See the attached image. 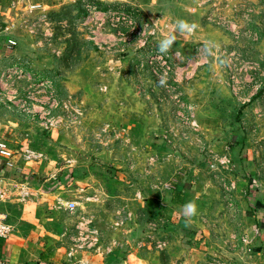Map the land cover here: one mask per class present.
<instances>
[{"label": "rangeland", "instance_id": "obj_1", "mask_svg": "<svg viewBox=\"0 0 264 264\" xmlns=\"http://www.w3.org/2000/svg\"><path fill=\"white\" fill-rule=\"evenodd\" d=\"M6 5L0 139L43 167L30 177L47 211L78 208L63 229L47 224L64 254L78 234L122 229L127 264H264V0ZM179 20L197 27L182 33ZM103 190L126 199L87 200ZM27 231L54 257L55 237Z\"/></svg>", "mask_w": 264, "mask_h": 264}, {"label": "crops", "instance_id": "obj_2", "mask_svg": "<svg viewBox=\"0 0 264 264\" xmlns=\"http://www.w3.org/2000/svg\"><path fill=\"white\" fill-rule=\"evenodd\" d=\"M14 1L0 0V23L4 24L0 31V52L2 46L13 40V36L9 32L10 27L7 25L9 19L5 11H8L6 2ZM5 142L8 148L12 147L11 140L6 138ZM12 152L14 154L13 168L6 165V161L0 158V187L9 192L7 201L0 204V211L8 215L13 226V234L8 240L0 238V264H127V261L120 256V250L130 249L132 246V243L126 242L127 231L121 232L122 229H117L119 236H112L110 230H106L107 224L102 226L106 231L100 236L95 233L88 235L87 239H84L80 234L75 236L73 239L79 241L78 245L75 243L71 245L72 248L75 247V251L71 255H65L64 250L69 246L65 247L64 245V232H61V235L49 232L47 224H55L63 229L64 218L75 215L78 208L75 207L74 210H71L70 203L74 202L70 201L52 212L47 211V206L50 204L46 200L50 197L40 194L42 190L35 183L39 184L38 181L34 182L30 177V173L39 177L43 173V167L40 164L29 165L28 162L21 159L16 160L15 153ZM72 163V171L77 177L79 188L83 182H86L80 177V171L84 167L80 164L79 156L73 158ZM88 185L90 187V183ZM115 197L126 199L122 193L112 195L110 191L103 190L89 196L87 200L94 203L108 201ZM98 212L108 215L107 210L103 208L98 209ZM27 227L37 228L41 236L49 234L55 237V240L48 239L47 241V247L54 245V253L51 252L54 257H48L47 254H43L42 250L33 251L32 236H30L33 234L27 231Z\"/></svg>", "mask_w": 264, "mask_h": 264}, {"label": "built area", "instance_id": "obj_3", "mask_svg": "<svg viewBox=\"0 0 264 264\" xmlns=\"http://www.w3.org/2000/svg\"><path fill=\"white\" fill-rule=\"evenodd\" d=\"M16 5V3H14ZM9 44L15 45V42L10 40ZM0 158L6 161V165L13 168L14 167V154L9 150L7 143L0 139ZM9 197V192L0 187V204L7 201ZM76 207L75 203H70V209L74 210ZM13 234V226L7 214L0 211V238L8 240Z\"/></svg>", "mask_w": 264, "mask_h": 264}, {"label": "clouds", "instance_id": "obj_4", "mask_svg": "<svg viewBox=\"0 0 264 264\" xmlns=\"http://www.w3.org/2000/svg\"><path fill=\"white\" fill-rule=\"evenodd\" d=\"M177 26L179 28V30L183 33V32H186V33H191L193 32L197 25L195 23H189L185 20H179L177 21ZM176 40V36L173 35V34H169L167 36H165L162 40H160L159 42V50L164 53V52H167L171 46L173 45V43L175 42ZM208 47H210L211 45H206ZM163 82V81H162ZM183 211H184V214L191 218L192 216L196 215L197 214V206L195 204V202L193 201H189L187 202L184 206H183Z\"/></svg>", "mask_w": 264, "mask_h": 264}, {"label": "trees", "instance_id": "obj_5", "mask_svg": "<svg viewBox=\"0 0 264 264\" xmlns=\"http://www.w3.org/2000/svg\"><path fill=\"white\" fill-rule=\"evenodd\" d=\"M3 27H4V24L0 23V31L2 30Z\"/></svg>", "mask_w": 264, "mask_h": 264}]
</instances>
